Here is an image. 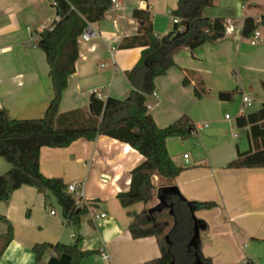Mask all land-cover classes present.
Here are the masks:
<instances>
[{"label": "crops", "instance_id": "1", "mask_svg": "<svg viewBox=\"0 0 264 264\" xmlns=\"http://www.w3.org/2000/svg\"><path fill=\"white\" fill-rule=\"evenodd\" d=\"M149 2L153 30L160 37L174 30L171 10L177 0ZM134 7L145 6L141 0H119L101 20L89 23L94 33L88 40L77 41L75 70L68 76L59 111L77 107L89 111V96L94 89L104 96L124 98L128 94L131 86L126 70L138 60L142 46L119 44L137 32ZM203 12L209 17H223L225 24L232 23L234 28L193 50L182 47L174 55L175 64L155 77L158 98L148 95L147 101L152 103L148 110L159 126L185 112L196 118L199 112L211 113L214 106L227 107L228 100L218 97L220 91H234L237 98L241 94V100L232 108L235 123L237 115L254 111L264 103V26L257 29L256 36L242 33L246 17L259 20L264 14V0H216ZM54 18L57 16L50 0H0V108H7L11 117H40L52 97L49 65L36 42L37 31ZM184 77L187 84L183 83ZM194 88L201 91L200 96L195 95ZM244 94L251 98L249 105L242 102ZM222 121L230 124L231 117L224 116ZM197 124H203L198 130H204L210 122ZM236 126L239 132L231 128L226 135L214 128L210 134H203L196 140L191 158L188 153L187 158L184 153L179 158L180 154L174 152V142L183 138L168 137V152L183 169L173 178L154 174L152 196H157L160 186L175 185L187 200L215 203L193 212L207 225L204 237H199L201 252L210 258V264H264V166H225L238 151L251 147L249 125ZM242 132L246 140L241 138ZM142 160L143 155L128 142L105 134L93 139L79 137L67 146L43 145L39 155L41 172L59 176L66 184L82 182V201L91 209L81 216L80 227L75 229L64 223L56 209L48 208L52 199L56 201L52 194L45 198L28 184L16 188L8 199L0 200V216L12 225L8 239L7 223L0 217V264H69L68 253L58 254L51 248L37 261L32 245L45 241L72 243L77 233L81 235V249L96 250L81 264H141L159 256L155 236L135 238L128 229L132 215L150 201L139 202L143 204L140 209L131 210V205L122 206L116 196L129 188L131 169ZM9 166L0 156V173ZM159 181H163L160 186ZM92 209L105 215L93 219ZM101 246L108 250L109 260L99 255Z\"/></svg>", "mask_w": 264, "mask_h": 264}, {"label": "trees", "instance_id": "2", "mask_svg": "<svg viewBox=\"0 0 264 264\" xmlns=\"http://www.w3.org/2000/svg\"><path fill=\"white\" fill-rule=\"evenodd\" d=\"M216 0H177L172 15L180 17L173 29L181 34L169 43L153 30L152 14L148 7H134L132 16L137 20V32L124 37L120 46H142L140 56L134 65L126 70L130 90L124 98L106 96L99 98L95 93L89 96L90 110L77 107L59 111L61 95L67 86L68 76L75 70L78 56V36L84 28L94 21L101 20L111 6V0H50L57 18L46 27L37 31L36 45L45 52L49 65L52 85V97L45 112L40 117L15 118L9 115L7 108H0V156L9 164V168L0 173V200L8 199L13 190L23 184L34 186L45 198L52 194L61 208L63 221L79 229L82 214L88 211L85 202H81L74 193L66 190L67 184L59 176H46L39 167L40 148L47 146H67L74 139L84 137L93 139L97 134H105L128 142L142 155L143 160L131 169L130 184L127 190L119 191L116 196L122 206L136 202L146 204L153 195L155 185L152 176L173 178L183 166L177 164L168 152L166 139L170 136L188 137L195 125L186 113L165 126H159L146 106L147 96L155 88V77L165 74L175 64L174 55L182 47L193 50L204 42H214L224 35L225 19L209 17L204 8L213 6ZM260 26H264V14L259 20L246 17L242 33L250 36ZM187 84L188 79L183 78ZM195 95L201 91L194 88ZM234 91H220L222 100L232 98ZM240 127L249 125L248 135L251 147L238 151L229 160L227 167L264 166V103L256 110L241 113L236 117ZM166 200L172 203V211L164 206L159 211L148 213L144 206L132 215L128 229L132 237L155 236L160 255L143 261L141 264H169L173 259L177 264H196L195 251L201 264H210V258L200 249V237L197 248L189 244L193 233L191 212L197 208H210L213 201L187 200L180 192L167 194ZM187 207L191 216L189 237L184 244L186 257H177L174 251L173 234L179 230L180 210ZM7 223V237H11V222L3 215ZM197 225L206 228L204 219L197 218ZM168 236V239L166 238ZM77 233L72 243L57 241L35 242L32 250L37 261L41 260L47 249L56 253H68L69 264H81L83 259L96 252L94 249H81Z\"/></svg>", "mask_w": 264, "mask_h": 264}, {"label": "rangeland", "instance_id": "3", "mask_svg": "<svg viewBox=\"0 0 264 264\" xmlns=\"http://www.w3.org/2000/svg\"><path fill=\"white\" fill-rule=\"evenodd\" d=\"M235 95H237L236 92H234L232 95V98L227 101L228 102V104L226 105L227 107L222 108L221 106H214L213 108H211V113L199 112L197 114L196 118L195 117L192 118V116H190L187 112H185L190 117L191 121L195 122V123L193 122L194 125H196L198 122H201V121H209L210 124H209V127H207L206 129H204V130L202 129V130L192 132L188 137L183 138L182 140L177 139L174 142V148L173 149H174V152H178L180 154L179 158L185 152L188 153L190 158H191L193 153H194V149L196 147V140H200V138H203V136H202L203 134H206V135L210 134L211 131L214 130V128L218 129L217 132L222 130V132L223 133L225 132L226 135L231 132L230 131L231 125L234 126L235 131H237V132L240 131L239 128L236 126L234 115L232 114V108L234 107L235 103L237 104V102H239V100H241V94L238 93V98H237V96L235 97ZM247 108H249V106H246V109ZM225 113H228L231 117L230 124L229 123L225 124L222 121V119L225 116ZM213 119H216L217 123H215V121ZM241 138L246 140L245 134L243 132L241 134ZM162 183H163V181H159L158 186H160ZM149 201H150V204L146 205L147 208L158 202V198H157L156 194H155V196H152V198ZM139 202L131 204V206H130L131 210L140 209V207L143 204L139 203ZM49 207L56 209L57 214H59L62 217L61 210L60 209L58 210L59 204L56 201H54L52 199V202L48 203V208ZM179 210H180V212H179L180 213V215H179L180 226H179V230L177 231V233L175 232L173 234V239L175 242L173 248H174L175 253L177 254V257L183 258V257H186V255H187V252L185 251L184 244L186 243V241L188 240V237H189V232H190L189 229L191 227V216L189 215V210L187 207L179 208ZM86 213H89V212L87 211ZM86 213H84V214H86ZM84 214H82V215H84ZM68 226L73 227L72 225H68ZM204 233H205V230L200 229V237H204Z\"/></svg>", "mask_w": 264, "mask_h": 264}, {"label": "built area", "instance_id": "4", "mask_svg": "<svg viewBox=\"0 0 264 264\" xmlns=\"http://www.w3.org/2000/svg\"><path fill=\"white\" fill-rule=\"evenodd\" d=\"M150 0H141V3L145 6V7H149L150 5ZM119 0H111V6H116L118 4ZM171 22L174 24V23H179L180 22V17L178 16H175V15H172L171 14ZM234 26L232 23H226L225 24V29H224V33H230L232 30H233ZM178 29L179 30H182L183 29V26L182 25H179L178 26ZM94 32L92 30V28L90 27V24H88L84 30L82 31V33L78 36V39L77 41L79 40H88L90 35H92ZM254 36H256L258 34V30L256 29L254 32H253ZM253 42V40H252ZM93 93L96 94V96H98L99 98H105L106 96H104L100 90L98 89H94L92 90ZM150 96H152L154 99H157L158 98V93L153 90L150 94ZM242 102L244 105H249L251 103V98L248 96V95H242ZM152 103L150 101H147L146 100V106L147 108L149 109L151 107ZM243 111V109H241V112ZM225 118L229 119L230 118V115L228 113H225ZM203 124H196L195 125V129L193 130L194 131H197L198 128H200ZM206 125V123L204 124ZM232 129H234V126H231ZM184 158H187L188 157V154L187 153H184L183 154ZM66 190L68 192H72L75 194V196L81 201V202H84L82 201V195H83V186H82V182H77V181H74V182H70L67 184L66 186ZM85 204L87 205L88 208L91 209V205L88 204L87 202H85ZM51 213L54 212L53 209L50 210ZM91 215H92V218L95 219L97 217H100V216H104L105 215V212H95L93 209L91 210ZM99 255L106 259V260H109V252L108 250L104 247V246H101L99 248Z\"/></svg>", "mask_w": 264, "mask_h": 264}, {"label": "water", "instance_id": "5", "mask_svg": "<svg viewBox=\"0 0 264 264\" xmlns=\"http://www.w3.org/2000/svg\"><path fill=\"white\" fill-rule=\"evenodd\" d=\"M181 34V30L175 31V30H170L163 36H161V41L164 43H169L174 39L176 36ZM179 192L178 188L175 185H164L160 186L157 189V198L158 202L152 206H149L147 208L148 213H152L153 211H159L161 210L164 206H168L170 208V212L172 211V203H168L165 195L166 194H177ZM191 212L193 214V209H191ZM194 219H193V233L190 237L189 244L193 246L194 248H197L198 246V240H199V235H200V227L197 225V217L193 214ZM166 238L168 239V236L166 235ZM195 260L196 264H201L199 257L197 255V252L195 251ZM169 264H177L174 262L172 259Z\"/></svg>", "mask_w": 264, "mask_h": 264}, {"label": "flooded vegetation", "instance_id": "6", "mask_svg": "<svg viewBox=\"0 0 264 264\" xmlns=\"http://www.w3.org/2000/svg\"><path fill=\"white\" fill-rule=\"evenodd\" d=\"M167 195V194H166ZM166 195H165V197H166ZM169 202V201H168Z\"/></svg>", "mask_w": 264, "mask_h": 264}]
</instances>
